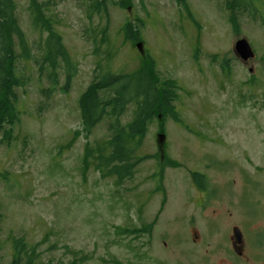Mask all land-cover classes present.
Returning a JSON list of instances; mask_svg holds the SVG:
<instances>
[{
    "label": "rangeland",
    "instance_id": "1",
    "mask_svg": "<svg viewBox=\"0 0 264 264\" xmlns=\"http://www.w3.org/2000/svg\"><path fill=\"white\" fill-rule=\"evenodd\" d=\"M12 1L33 53L48 38L35 25L39 8L40 24H52L75 71L67 83L62 65L47 97L51 82L27 63L19 121L6 127L10 137L0 132V264H11L15 239L26 243L30 264L233 263L232 225L246 234L248 264H264V209L253 206L252 193L243 211L222 198L198 209L192 186L196 171L217 183L226 172L215 171L243 170L264 183V0L254 16L239 13L236 27L225 0H106L98 13L95 0ZM126 22L139 28V39L125 37ZM242 38L255 53L246 63L233 50ZM150 60L160 80L175 85L180 121L155 119L132 144V174L119 182L97 155L115 119L88 133L79 99L94 77L130 74ZM133 114L127 106L118 124ZM231 191L222 185L216 194Z\"/></svg>",
    "mask_w": 264,
    "mask_h": 264
},
{
    "label": "trees",
    "instance_id": "2",
    "mask_svg": "<svg viewBox=\"0 0 264 264\" xmlns=\"http://www.w3.org/2000/svg\"><path fill=\"white\" fill-rule=\"evenodd\" d=\"M176 1L186 4V0ZM256 1L261 0H225V7L230 11L231 21L235 27L239 13L248 12L254 16L257 12ZM92 9L97 13L106 11V0H95ZM35 12V25L48 33L44 49L39 55L33 53L25 39L15 16L13 1L0 0V132L9 135L8 137L11 134L6 127L19 121L17 90L26 87L29 82V77L25 73L27 63L35 61L39 73L45 74L51 82L52 86L44 91L47 97L58 85L62 65L66 71L67 83L75 71V64L67 54L60 35L49 21L40 24L39 8H35ZM122 31L127 39L135 41L140 38L139 28L137 26L135 28L129 22L125 23ZM15 39L19 52L15 50ZM40 49L41 44L38 43V50ZM20 63L24 65L23 71L20 70ZM106 94L109 95L105 98ZM175 96L173 81H161L152 60L130 74L105 73L94 77L79 99L82 126L89 133L105 117L115 119L110 123V136L106 141V147L97 150L99 165L107 167L108 173L115 176L119 182L131 176L135 148L132 144L139 145L155 119L164 120L171 117L175 121H180L173 105ZM129 105L134 108L133 120L125 126L119 125V118ZM161 128L163 130L162 124ZM94 150L89 146L86 154L91 156ZM27 253L26 243L22 239H15L11 264H30L33 258L27 256Z\"/></svg>",
    "mask_w": 264,
    "mask_h": 264
},
{
    "label": "flooded vegetation",
    "instance_id": "3",
    "mask_svg": "<svg viewBox=\"0 0 264 264\" xmlns=\"http://www.w3.org/2000/svg\"><path fill=\"white\" fill-rule=\"evenodd\" d=\"M242 61V60H241ZM243 62V61H242ZM245 63V62H243ZM228 171H215V172H226L223 177L221 178V181H218L216 183V177L213 175H208V172L205 171H196L192 172V178H193V189L195 191L194 195V201L196 204V207L199 209V207H202L203 205L206 207L210 202H213L214 200L219 198H222V200L226 199V203L230 206H233L234 208H239L241 211L247 209V201L245 200V196L248 195V192L250 191L252 193V201L253 206L255 208H262L264 209V183L263 181H254L257 179H253L251 177V181L248 179L249 175H246V172L241 170L238 172V175H232ZM250 181V182H249ZM260 184V187L256 188L254 191L252 186ZM222 185H225L230 191L232 192V196H222L218 197L216 194L217 187H221ZM230 214V213H228ZM244 214V213H243ZM244 221L247 220V216L244 214ZM247 222V221H246ZM238 230L239 232V239L236 237L235 231ZM232 234L229 235V238L227 237V240L230 242L231 246V259L233 263H226V264H248V258L245 257V241H246V234L244 231L239 229L238 226L232 225L231 227Z\"/></svg>",
    "mask_w": 264,
    "mask_h": 264
},
{
    "label": "water",
    "instance_id": "4",
    "mask_svg": "<svg viewBox=\"0 0 264 264\" xmlns=\"http://www.w3.org/2000/svg\"><path fill=\"white\" fill-rule=\"evenodd\" d=\"M138 48L140 49V45H138ZM233 50L235 55L245 63L248 62L250 59L254 58L255 56L252 46L245 38L236 41ZM163 140H164V135L163 134L158 135L159 144L163 143ZM235 234L236 237L239 239L238 230L235 231Z\"/></svg>",
    "mask_w": 264,
    "mask_h": 264
}]
</instances>
